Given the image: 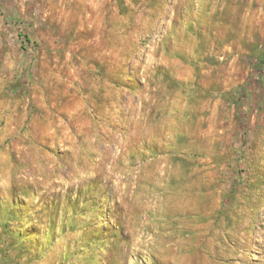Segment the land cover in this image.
I'll return each instance as SVG.
<instances>
[{"label": "rangeland", "instance_id": "1", "mask_svg": "<svg viewBox=\"0 0 264 264\" xmlns=\"http://www.w3.org/2000/svg\"><path fill=\"white\" fill-rule=\"evenodd\" d=\"M122 3L0 0V264H264V0Z\"/></svg>", "mask_w": 264, "mask_h": 264}, {"label": "trees", "instance_id": "2", "mask_svg": "<svg viewBox=\"0 0 264 264\" xmlns=\"http://www.w3.org/2000/svg\"><path fill=\"white\" fill-rule=\"evenodd\" d=\"M119 6H122V0H117ZM263 59H264V49L259 51V54L256 56V63L254 64L255 67L258 68L259 71H261L263 67ZM260 77L258 76V81L260 82Z\"/></svg>", "mask_w": 264, "mask_h": 264}]
</instances>
